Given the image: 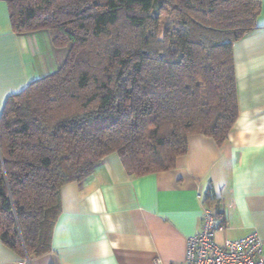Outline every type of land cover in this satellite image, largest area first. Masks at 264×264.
I'll return each instance as SVG.
<instances>
[{"label": "trees", "instance_id": "trees-1", "mask_svg": "<svg viewBox=\"0 0 264 264\" xmlns=\"http://www.w3.org/2000/svg\"><path fill=\"white\" fill-rule=\"evenodd\" d=\"M8 4L15 32L47 31L67 51L0 116V237L20 256L51 250L62 187L109 154L141 176L173 169L193 134L228 138L239 115L233 44L262 0Z\"/></svg>", "mask_w": 264, "mask_h": 264}, {"label": "crops", "instance_id": "crops-1", "mask_svg": "<svg viewBox=\"0 0 264 264\" xmlns=\"http://www.w3.org/2000/svg\"><path fill=\"white\" fill-rule=\"evenodd\" d=\"M239 115L221 144L202 133L171 170L135 176L118 153L62 187L51 250L23 257L0 237V264H183L212 207L216 239H264V0L255 27L233 44ZM67 56L47 31L13 30L0 0V116L7 98L56 72Z\"/></svg>", "mask_w": 264, "mask_h": 264}, {"label": "built area", "instance_id": "built-area-1", "mask_svg": "<svg viewBox=\"0 0 264 264\" xmlns=\"http://www.w3.org/2000/svg\"><path fill=\"white\" fill-rule=\"evenodd\" d=\"M220 228L215 210L204 207L200 230L189 237L183 264H264V239L256 232L219 243Z\"/></svg>", "mask_w": 264, "mask_h": 264}, {"label": "rangeland", "instance_id": "rangeland-1", "mask_svg": "<svg viewBox=\"0 0 264 264\" xmlns=\"http://www.w3.org/2000/svg\"><path fill=\"white\" fill-rule=\"evenodd\" d=\"M105 17H106V18H109V17H110V14H108V13L105 14V15H104V18H105Z\"/></svg>", "mask_w": 264, "mask_h": 264}]
</instances>
